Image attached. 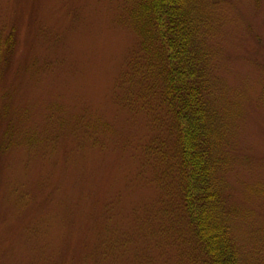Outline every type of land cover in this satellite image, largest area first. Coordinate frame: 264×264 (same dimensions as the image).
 I'll list each match as a JSON object with an SVG mask.
<instances>
[{
    "label": "rangeland",
    "instance_id": "374dc122",
    "mask_svg": "<svg viewBox=\"0 0 264 264\" xmlns=\"http://www.w3.org/2000/svg\"><path fill=\"white\" fill-rule=\"evenodd\" d=\"M127 2L0 0V264L195 251L177 138L156 97L133 103L122 84L141 42ZM198 3L232 231L241 264H264V0Z\"/></svg>",
    "mask_w": 264,
    "mask_h": 264
},
{
    "label": "trees",
    "instance_id": "16d2710c",
    "mask_svg": "<svg viewBox=\"0 0 264 264\" xmlns=\"http://www.w3.org/2000/svg\"><path fill=\"white\" fill-rule=\"evenodd\" d=\"M128 1L125 17L136 27L141 42L122 84L130 86L128 97L133 103L156 97L177 138L174 166L181 207L195 241V251L187 252L185 260L241 264L219 177L225 163L220 154L222 118L211 98V53L202 33L198 0Z\"/></svg>",
    "mask_w": 264,
    "mask_h": 264
}]
</instances>
